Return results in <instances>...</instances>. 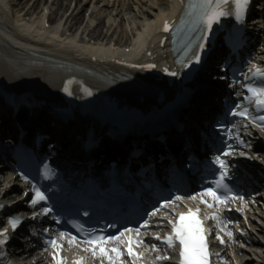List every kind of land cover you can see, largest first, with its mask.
<instances>
[{
    "label": "snow or ice",
    "instance_id": "obj_1",
    "mask_svg": "<svg viewBox=\"0 0 264 264\" xmlns=\"http://www.w3.org/2000/svg\"><path fill=\"white\" fill-rule=\"evenodd\" d=\"M251 3L252 0H187L185 16L188 18V22L192 24L194 28L198 27L203 34L199 37L200 43L197 46L198 50L192 53L187 63H184V68H188L192 63H201V52L205 49V42L209 39V35L211 34L214 25L219 24L222 18L232 16L235 17L237 22L244 23L243 17L248 11ZM181 23H184V21L182 20ZM170 27L171 26L168 22L165 21L163 24V31L168 32ZM261 27L264 28V25H261ZM146 67L151 69L154 68L155 65L149 64ZM168 75L175 77L177 76V73L168 72ZM255 76L264 81V69L258 66ZM68 83H71V81ZM247 91L251 93L248 97L249 102H258V110L261 113V116L257 126L260 127L264 125V86H249ZM64 92L69 96L73 95L67 87L64 88ZM85 92L88 96L93 94L88 89H85ZM241 108H244L243 104L233 107L230 110L229 115L239 117L244 120L256 121V117L252 115L251 108H248L247 111H240L239 109ZM220 127L223 126L221 125ZM262 130H264V128H262ZM227 131L230 133L232 130L228 129ZM245 147H248L247 143H245ZM231 155H233V152L230 145L226 146L222 152H218L211 161V163L216 166L218 174L213 180L208 182V186L202 187L199 192L194 193L192 196L177 194L173 197L165 199L158 207L148 213V218L143 220L139 228H125L122 231L117 232L116 235H86L83 243L76 244L75 246L78 248L82 247L85 253H90L92 259L100 257L101 264H104V262H107V264H128L127 260L122 259V256L125 255V249L120 247L121 244H125L126 242V255L131 258V264H140V260L144 256V252L136 250L138 246L143 243L139 233L141 230L146 231L148 228L152 227L154 224L153 218L157 217L162 211H165L167 213L164 217L165 223L170 222L173 234L163 240L161 236L156 235L154 239L157 241L162 240L166 247H170L173 250H176L177 246L181 245L183 264H208V253L206 252L207 243L205 239L207 233L202 226L203 222L198 218L200 209L197 208L193 210L190 208L188 212L183 215L180 213L173 214L168 210L171 206H175L177 208L183 207L184 205L182 204V201L184 200L195 201L198 198L199 203L204 204L209 208L222 205L229 200H243L244 198L242 196L234 193L225 183V181L231 178V168L227 165L224 158ZM248 158L251 159L252 157ZM20 178L23 180L28 179L27 176H21ZM20 195L24 196V192H21ZM45 199V194L33 185L31 197L27 199L26 203L28 205H35L37 201H44ZM245 207H247V204H245ZM50 211L51 209L49 207H43L39 210V214H46ZM29 215L35 217L38 213L31 212ZM204 220L215 221L216 227L219 229L221 221L215 212L208 213V215L204 217ZM20 222V218L16 216H9L6 221L7 225H9L12 229H16ZM133 231L136 232L135 238L131 235L125 236L126 233H132ZM43 232L47 233L48 228H44ZM225 235L231 239L232 233L225 231ZM59 236L61 241L66 238L69 245H72L76 240V237L65 232H60ZM208 239H211V236H208ZM215 239L217 242L221 244L223 243L220 238L219 231L217 232ZM7 240V229H0V245H5ZM45 243L53 249V252L49 253V255L51 256L54 264H64L60 258V249L62 248V244L58 242L56 236H52L47 239ZM146 251H148V249H145V252ZM151 251H158L156 244L151 245ZM162 259L171 260L172 256L168 255L161 257L157 255L155 257V264H159ZM85 262V257H77L73 264H85Z\"/></svg>",
    "mask_w": 264,
    "mask_h": 264
},
{
    "label": "bare ground",
    "instance_id": "obj_2",
    "mask_svg": "<svg viewBox=\"0 0 264 264\" xmlns=\"http://www.w3.org/2000/svg\"><path fill=\"white\" fill-rule=\"evenodd\" d=\"M123 1L126 0H97L94 4H101V7L91 11L92 17L88 20L84 19L81 12H70L65 18L63 25L66 29H64L58 25L51 27V23L60 10L65 11L68 8L71 0H0V44L3 45L0 47V79H11L19 70V67L11 62L13 57L17 58L31 52V49L15 44L10 36L20 42L34 44L38 47L35 48L38 54L65 61L88 62L94 59L93 65L106 71L119 70L114 68L110 60L126 59L129 62L161 64L159 57L163 58L162 54L166 49H156L153 37L158 22L168 16L162 0H144V3L139 0V5L134 4L135 8L131 7L130 2H127L126 8H122ZM164 1L169 3L168 0ZM79 2L80 0H75V4ZM83 11H87L85 7ZM45 23L49 28L44 27ZM78 34L98 42L80 44L81 38L75 37ZM99 42L101 44H98ZM116 45L122 48L117 51L114 48ZM128 47L129 50L126 51ZM148 52H152L151 57H146L145 54ZM122 71L126 70L122 69ZM29 72L42 79L54 78L55 86L60 82L58 75L41 69H33ZM129 73L141 77L139 70H132ZM44 115L45 113L37 116V120L34 119L36 123L40 122ZM9 181L11 180L7 178L6 182Z\"/></svg>",
    "mask_w": 264,
    "mask_h": 264
}]
</instances>
